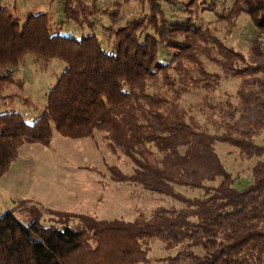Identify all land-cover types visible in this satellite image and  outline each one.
Segmentation results:
<instances>
[{"label": "trees", "instance_id": "obj_1", "mask_svg": "<svg viewBox=\"0 0 264 264\" xmlns=\"http://www.w3.org/2000/svg\"><path fill=\"white\" fill-rule=\"evenodd\" d=\"M219 1L122 0L103 7L98 0H56L55 12L21 14L16 2L0 0V100L24 98L5 93L28 61L42 70L55 59L66 65L41 115L27 121L18 112L0 114V178L24 145L47 147L54 131L77 139L97 130L112 153L133 164L130 174L111 166L112 181L181 204L139 210L132 221L53 211L49 226L7 210L0 215V264H151L156 241L180 248L167 264H264V144L256 141L264 134V0H232L228 13L219 11ZM131 3H147L148 15L126 16L122 8ZM203 11L230 23L249 17L254 31L246 49L197 24ZM223 79L240 80L237 103L227 101L216 123L211 94ZM199 89L220 133L202 128L181 104ZM218 143L256 160L244 188L235 186ZM176 187L203 193L190 198Z\"/></svg>", "mask_w": 264, "mask_h": 264}, {"label": "rangeland", "instance_id": "obj_2", "mask_svg": "<svg viewBox=\"0 0 264 264\" xmlns=\"http://www.w3.org/2000/svg\"><path fill=\"white\" fill-rule=\"evenodd\" d=\"M13 5L15 2L21 14L25 11H56L57 3L50 5L51 0H4ZM114 1L98 0L105 7ZM188 1V0H178ZM220 12L228 13L232 0L218 2ZM34 4H36L34 6ZM122 12L128 17L148 15L147 3H131L124 5ZM181 17L185 16L183 13ZM96 21L108 24V20L95 17ZM197 24L209 29L228 46H236L245 50L249 38L254 31L251 19L241 16L233 22L221 20L215 13L203 11L195 17ZM79 35L76 28L71 29ZM75 30V31H74ZM78 30V29H77ZM210 71H219V67L203 59ZM66 65L60 60H53L45 70L32 61L21 67L14 75L16 84L5 94H17L22 100H0V114L18 112L27 121H32L42 114L46 105V97L56 84ZM239 79H223L215 93L211 94L215 108L213 120L218 123L222 119L221 108L227 101L237 103L236 92ZM207 92L196 90L184 95L182 106L188 111L202 128L210 133H220L216 123L208 119L210 109L202 103ZM27 98V100H25ZM264 144V134L257 140ZM216 151L227 171L232 174L235 186L244 188L252 180V168L256 160H244L239 151L224 143L216 145ZM118 167L125 174H130L133 164L122 155L112 153L102 138V133L95 130L93 137L72 139L64 137L57 131L49 146L27 144L20 150L19 156L11 164L8 171L0 178V215L13 210L18 219L24 222L40 219L45 226L52 224L55 217L50 212H73L87 214L101 220L124 219L132 221L139 210L151 212L157 206H176L181 204L171 198L142 190L133 184L116 183L110 177L109 168ZM220 179L210 185H217ZM176 191L184 196L194 198L203 191L185 187H176ZM22 201V203H20ZM18 204H21L18 206ZM180 248L165 249L162 241L154 242L148 251L151 264H167L166 259L178 253Z\"/></svg>", "mask_w": 264, "mask_h": 264}]
</instances>
